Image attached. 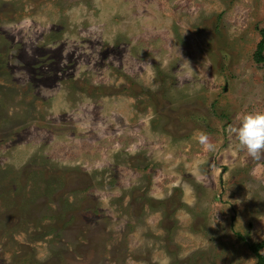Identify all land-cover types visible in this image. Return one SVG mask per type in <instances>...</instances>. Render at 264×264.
Listing matches in <instances>:
<instances>
[{
  "label": "rangeland",
  "instance_id": "rangeland-1",
  "mask_svg": "<svg viewBox=\"0 0 264 264\" xmlns=\"http://www.w3.org/2000/svg\"><path fill=\"white\" fill-rule=\"evenodd\" d=\"M263 29L264 0H0V264H254Z\"/></svg>",
  "mask_w": 264,
  "mask_h": 264
},
{
  "label": "clouds",
  "instance_id": "clouds-1",
  "mask_svg": "<svg viewBox=\"0 0 264 264\" xmlns=\"http://www.w3.org/2000/svg\"><path fill=\"white\" fill-rule=\"evenodd\" d=\"M231 131L238 146L251 156L259 157L264 152V111L245 112L240 117L238 126L232 128ZM193 137L206 150H213L214 145L209 141L206 132L196 129Z\"/></svg>",
  "mask_w": 264,
  "mask_h": 264
},
{
  "label": "trees",
  "instance_id": "trees-1",
  "mask_svg": "<svg viewBox=\"0 0 264 264\" xmlns=\"http://www.w3.org/2000/svg\"><path fill=\"white\" fill-rule=\"evenodd\" d=\"M261 36L264 38V29L261 30ZM263 50H264V42L260 41L253 54L255 62L264 63V56L262 53ZM263 249H264V239L260 242L251 243L248 245V250L252 253V255L255 258L254 264H264V255L261 253Z\"/></svg>",
  "mask_w": 264,
  "mask_h": 264
}]
</instances>
